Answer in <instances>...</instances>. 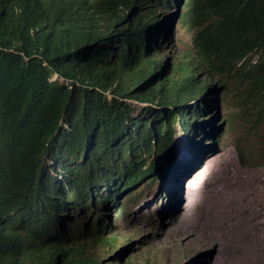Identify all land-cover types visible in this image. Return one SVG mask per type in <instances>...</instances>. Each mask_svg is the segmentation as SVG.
<instances>
[{
    "label": "trees",
    "instance_id": "1",
    "mask_svg": "<svg viewBox=\"0 0 264 264\" xmlns=\"http://www.w3.org/2000/svg\"><path fill=\"white\" fill-rule=\"evenodd\" d=\"M243 1H230L224 14L254 44L264 45L262 10L250 0L245 12L237 11ZM143 21L144 13L137 12L113 21L110 28L94 29L95 45L80 59L78 39L66 16L52 10L47 0H0V244L19 228V217L33 218L21 223L24 230L46 229L39 218L42 207L57 196L83 209L85 187L108 185L116 178L134 184L144 179L145 172L153 176V163L146 165L144 160L153 150L151 142L168 148L178 119L183 130L193 134L192 121L198 113L182 110L205 90L200 82L192 83L191 76L175 75L168 79L165 91L158 85L140 96L171 111L132 116L126 100L138 97L132 96L134 82L157 68L148 50H140L145 41L139 36ZM123 43L125 53L121 49L115 55ZM118 60L119 74L114 70ZM53 171L61 179L51 175ZM105 229L91 239L106 243ZM63 245L59 239L46 241L39 256L38 246L29 257L30 262L8 249L0 264L101 263L83 253L66 259L69 249Z\"/></svg>",
    "mask_w": 264,
    "mask_h": 264
},
{
    "label": "clouds",
    "instance_id": "2",
    "mask_svg": "<svg viewBox=\"0 0 264 264\" xmlns=\"http://www.w3.org/2000/svg\"><path fill=\"white\" fill-rule=\"evenodd\" d=\"M230 1L233 0H47L52 10L66 16L70 31L78 39L77 56L80 59L81 53L90 52L95 45V42L91 41V33L94 29L104 30L110 28L113 21H123V18H127L130 14L133 16L137 12L144 13L139 36L145 38V41L140 50H148L157 68L134 82L132 96L138 97L126 100L132 109V116L140 118L143 114L135 116L130 101L153 102L141 100L140 96L158 85H161L165 91L168 79L175 75L181 78L191 76L192 83L200 82L205 93L185 104L182 111L186 113L187 110H191L198 114L192 121L196 124L192 135H188L183 130L181 120L178 119L183 137L190 144L193 141L197 143L201 138L200 135L212 128L221 136L231 134L249 138L248 143L238 149L239 162L258 172L261 189L264 191V45L254 44L225 16L224 9L229 6ZM249 2L250 0H244L237 11L245 12L246 4ZM255 3L261 8L264 18L263 0H255ZM181 30L191 36L192 49H187L180 43ZM121 47L116 49L115 55L121 52V49L122 53H125L123 49L125 43ZM166 47L167 51L171 52V56L167 52L166 56L159 59L157 53L164 52ZM139 62L140 66L145 63L143 51L140 53ZM169 64L172 65L173 74L162 78ZM120 67L121 60H118L114 64L117 74L120 73ZM155 81L157 84L150 87ZM147 86L149 88H146ZM229 86L237 88V92H230ZM114 87L115 85L112 86ZM209 87H212L214 92L208 101L206 97L212 93ZM219 89L220 91L217 92ZM106 94L109 97L110 92L107 91ZM153 110L163 112L171 111L172 108L158 106L157 109H147L149 113ZM204 114L210 115L209 120L204 119ZM217 118L219 123L214 125ZM156 121L160 123L161 119L156 117ZM176 122L173 123L170 146L165 149L160 143L152 141L154 146L150 153V163H148L149 157L144 158L146 165L153 163L156 169L153 176L147 177L148 173L145 172L142 174L144 179L134 184L129 180L116 178L108 185L96 184L85 187L81 196L83 209L75 205L71 199L57 196L58 199L51 200L42 207L43 216L39 218L44 220L46 229L32 227L24 230L20 226L21 223L33 218L19 217L17 222L19 228L0 244V259L8 249H14L30 262L29 257L35 255L40 244L42 245L39 246L38 256L46 241L59 239L65 244L63 246L69 249L66 259L71 260L84 253L85 240L91 239L92 235L101 234L98 231L102 227L106 226L103 234H110L109 213L120 216L132 211L141 202L142 193L148 192L154 183L160 181L164 165L167 166V174L173 176L172 180L176 181L174 164L176 165L177 159L175 153L174 157L172 156ZM222 126L223 130H221ZM63 128H67L65 124ZM189 147L196 149L195 144ZM78 162H82V156L78 158ZM144 169L147 170L146 167ZM189 171H184L181 178ZM50 174L61 179L59 172L53 171ZM61 186L66 187L65 183H61ZM161 189L163 191L158 196L156 205L164 209V200L169 197L167 192ZM256 190L258 191V188ZM261 197L264 195L261 194ZM185 203L181 206L183 209ZM80 220L85 222V226L77 231ZM120 258L121 256L117 261L120 262ZM214 261L215 254L213 263Z\"/></svg>",
    "mask_w": 264,
    "mask_h": 264
},
{
    "label": "rangeland",
    "instance_id": "3",
    "mask_svg": "<svg viewBox=\"0 0 264 264\" xmlns=\"http://www.w3.org/2000/svg\"><path fill=\"white\" fill-rule=\"evenodd\" d=\"M179 41L192 49L191 36L186 31L181 30ZM164 50L157 53L159 59L167 55V47ZM168 54L171 56V52ZM167 68L162 78L173 74L172 65ZM156 84L157 81L150 87ZM209 89L212 93L206 97L208 101L214 92L212 87ZM229 91L235 93L237 88L229 86ZM130 103L135 116L148 114L149 108H158L154 102ZM203 117L207 121L210 115ZM218 123L219 118L215 119L214 125ZM179 125L178 121L174 124L172 143V156L175 153L177 159L174 164L176 181L167 174L164 165L160 181L142 193L141 202L132 211L120 216L109 213L111 233H105L106 243L85 240L84 256L101 261L100 264H264V197H261L264 191L258 172L239 162L238 149L250 139L231 134L221 136L211 128L200 135L197 143L192 140L190 144ZM193 144L194 150L189 147ZM181 146L184 149L179 150ZM183 152L191 156L184 158ZM184 171L189 172L181 178ZM161 188L169 197L164 200V209L156 205L158 194L163 191ZM189 202L195 205V215L186 217L189 213L183 212ZM212 208H218L228 216L217 215ZM252 209L260 210L261 214L250 216ZM193 221L199 223V227H195ZM84 226L85 222L80 220L77 231ZM211 234L219 237V247L210 239ZM112 242L115 245L110 247ZM119 256L120 262L117 261Z\"/></svg>",
    "mask_w": 264,
    "mask_h": 264
},
{
    "label": "bare ground",
    "instance_id": "4",
    "mask_svg": "<svg viewBox=\"0 0 264 264\" xmlns=\"http://www.w3.org/2000/svg\"><path fill=\"white\" fill-rule=\"evenodd\" d=\"M170 142V141H169ZM167 143V142H166ZM165 145V144H164ZM163 145V146H164ZM167 147V146H166ZM183 148V146H181V147H179V150H181ZM166 149V148H165ZM184 149V148H183ZM187 152V151H186ZM182 154V157H184V158H188V157H190L191 156V154L190 153H185V152H183V153H181ZM123 156V155H122ZM158 195H160V194H158ZM213 205V204H212ZM194 207H195V205L193 204V203H191V202H189L188 203V205H187V207H186V211H184L183 212V214L184 213H189V214H187L186 215V217H190V216H192V215H195V213L193 212V210H194ZM213 207H215V205L213 206ZM212 209H214V211L216 212V214L217 215H221V216H223V217H226V216H228V215H226L225 216V213H223V212H221L218 208L216 209V208H212ZM219 211V212H218ZM261 214V211L260 210H256V209H252L251 210V212H250V216H258V215H260ZM213 220V219H212ZM230 220H231V218H230ZM193 225L195 226V227H199V223H197L196 221H193ZM232 225L234 226V228L236 229V230H238V227H237V225L235 224V223H233L232 222ZM263 228H264V226H263ZM239 231V230H238ZM210 239L211 240H213V241H215L217 244H218V247L220 246V243H219V237L217 236V235H215V234H211L210 235ZM236 243H233V245H235ZM119 262V261H118Z\"/></svg>",
    "mask_w": 264,
    "mask_h": 264
}]
</instances>
